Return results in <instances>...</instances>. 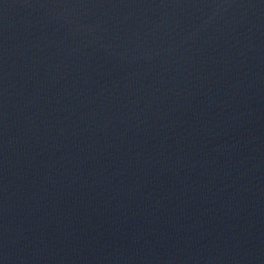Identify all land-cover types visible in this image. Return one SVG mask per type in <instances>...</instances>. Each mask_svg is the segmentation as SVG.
<instances>
[{
	"label": "water",
	"instance_id": "1",
	"mask_svg": "<svg viewBox=\"0 0 264 264\" xmlns=\"http://www.w3.org/2000/svg\"><path fill=\"white\" fill-rule=\"evenodd\" d=\"M1 264H264V0H0Z\"/></svg>",
	"mask_w": 264,
	"mask_h": 264
}]
</instances>
